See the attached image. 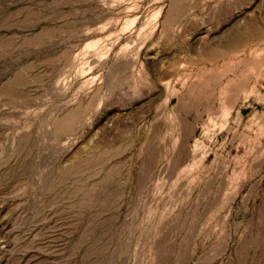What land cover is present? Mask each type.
I'll return each mask as SVG.
<instances>
[{"label": "rangeland", "instance_id": "374dc122", "mask_svg": "<svg viewBox=\"0 0 264 264\" xmlns=\"http://www.w3.org/2000/svg\"><path fill=\"white\" fill-rule=\"evenodd\" d=\"M0 264H264V0H0Z\"/></svg>", "mask_w": 264, "mask_h": 264}]
</instances>
